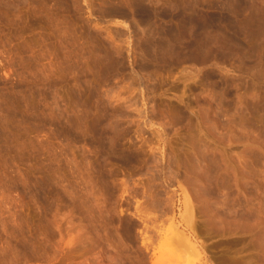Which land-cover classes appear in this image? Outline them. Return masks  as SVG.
I'll return each mask as SVG.
<instances>
[{
	"label": "rangeland",
	"instance_id": "374dc122",
	"mask_svg": "<svg viewBox=\"0 0 264 264\" xmlns=\"http://www.w3.org/2000/svg\"><path fill=\"white\" fill-rule=\"evenodd\" d=\"M143 9L0 0V264H264V0Z\"/></svg>",
	"mask_w": 264,
	"mask_h": 264
},
{
	"label": "bare ground",
	"instance_id": "6f19581e",
	"mask_svg": "<svg viewBox=\"0 0 264 264\" xmlns=\"http://www.w3.org/2000/svg\"><path fill=\"white\" fill-rule=\"evenodd\" d=\"M131 1H133L135 4H136V6L138 7V11H144V9H143V2H144V0H131ZM165 14H167V13H165ZM168 35H170L171 34V31L170 30H168ZM171 40V39H170ZM158 43V47L160 48V47H164V43H163V41H159V42H157ZM184 239V238H183ZM188 243V242H187Z\"/></svg>",
	"mask_w": 264,
	"mask_h": 264
}]
</instances>
